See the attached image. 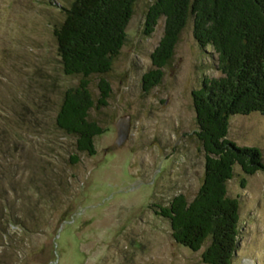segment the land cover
<instances>
[{
  "label": "rangeland",
  "instance_id": "374dc122",
  "mask_svg": "<svg viewBox=\"0 0 264 264\" xmlns=\"http://www.w3.org/2000/svg\"><path fill=\"white\" fill-rule=\"evenodd\" d=\"M72 1L0 0V264H202L208 243L198 252L177 245L156 211L178 195L191 201L202 183L192 92L222 76L217 54L197 45L188 23L160 83L144 91L163 19L145 35L154 0H135L124 44L102 76L105 106L96 104L99 77L89 79V119L103 133L93 155L76 153L54 124L63 91L78 82L62 73L53 36ZM124 116L129 137L116 146ZM226 139L259 149L264 162V116H231ZM226 189L239 205L232 264H264V173L244 176L236 166Z\"/></svg>",
  "mask_w": 264,
  "mask_h": 264
},
{
  "label": "trees",
  "instance_id": "16d2710c",
  "mask_svg": "<svg viewBox=\"0 0 264 264\" xmlns=\"http://www.w3.org/2000/svg\"><path fill=\"white\" fill-rule=\"evenodd\" d=\"M135 0H73L61 7L63 21L53 36L61 71L77 77L63 91L55 127L74 139L76 153L94 154V138L103 129L89 119L94 100L91 76H98L97 106H105L110 87L102 77L111 69L125 41ZM163 19V34L151 54L152 69L141 77L148 91L162 79L184 27L191 24L200 48L217 54L221 77L204 81L192 92L197 130L204 154L202 183L191 201L178 195L157 215L168 220L172 240L200 253L202 264H232L237 249L239 205L227 195L226 184L237 166L241 173H264L257 148L238 147L226 139L231 116H264V0H154L145 14L144 34ZM70 163L78 161L72 155ZM30 231V230H28ZM5 236L1 229L0 241Z\"/></svg>",
  "mask_w": 264,
  "mask_h": 264
},
{
  "label": "water",
  "instance_id": "95a60500",
  "mask_svg": "<svg viewBox=\"0 0 264 264\" xmlns=\"http://www.w3.org/2000/svg\"><path fill=\"white\" fill-rule=\"evenodd\" d=\"M115 127L117 128L115 145L121 146L129 137V131H130L129 116H124L119 118L115 122Z\"/></svg>",
  "mask_w": 264,
  "mask_h": 264
}]
</instances>
